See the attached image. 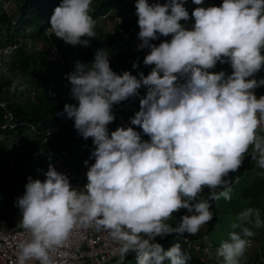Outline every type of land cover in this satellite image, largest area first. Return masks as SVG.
<instances>
[{
	"label": "clouds",
	"instance_id": "1",
	"mask_svg": "<svg viewBox=\"0 0 264 264\" xmlns=\"http://www.w3.org/2000/svg\"><path fill=\"white\" fill-rule=\"evenodd\" d=\"M203 2L136 0L137 50L149 49L143 58L151 66L147 75L115 73L104 49L66 74L78 105L65 104L58 115L73 119L84 140L92 139L94 163L83 162L87 183L79 189L51 164L43 181L27 178L15 201L18 227L27 233L17 245L16 264H53L51 253L73 230L88 227L109 234L117 264L129 255L136 264H187L180 243L164 250L155 238L197 234L213 219L211 202L231 199L228 177L239 171L246 154L264 175V134L258 132L264 130V95H255L264 78H254L264 69V0H222L206 8L200 7ZM91 5L92 0H61L48 22L54 36L89 47L96 38ZM187 6L193 9L190 27L180 23L189 20ZM161 36L171 39L151 43ZM217 62L232 71H209ZM121 102L126 110L131 102L132 111L139 107L130 124L148 140L127 127L122 112L132 111L118 110ZM114 119L118 127L110 132ZM205 188L208 196L201 198ZM180 209L188 214L175 226L167 223ZM246 224L264 227L259 210L238 214L232 228L239 231L230 232L216 251L222 264H239L247 238L255 235Z\"/></svg>",
	"mask_w": 264,
	"mask_h": 264
},
{
	"label": "trees",
	"instance_id": "2",
	"mask_svg": "<svg viewBox=\"0 0 264 264\" xmlns=\"http://www.w3.org/2000/svg\"><path fill=\"white\" fill-rule=\"evenodd\" d=\"M59 2L60 0H17L16 15H3L0 17V45L17 41L24 43L26 39L30 41L34 48L37 46L47 48L51 44L61 54L60 58L64 62V66H59L56 62L45 59V52L33 49L27 51L24 49L23 44L13 56L5 61V72L8 82L11 79H20L24 75H27L33 82L34 96L32 99L23 96L21 101L8 105L15 120L21 124L29 123L37 133L55 126L57 127V134L53 139L44 142L41 141V135L35 138H28L25 134L23 139L26 141L25 147L20 152H15V144H11L6 150L1 148L6 144L7 136L13 135L14 138H17V135L11 131L0 129V227L3 228L19 224L20 210L16 207L15 201L23 195L27 178L31 176L33 179H40L41 181L45 179L44 174L36 173L33 168L30 169L32 175H25L18 165L26 162L47 165L53 162V158L47 155L48 152L61 149L67 152H79L86 156L89 165L94 163V159H89L90 153L94 149L92 139L84 140L75 129L73 119L67 118L66 115H58V113L63 112L65 104L78 105V102L71 97V85L66 79V74H68L66 66L74 69L77 61L83 64H90L94 56V51L90 49V46H71L56 38L54 34L46 36L45 25L48 24L54 9L59 6ZM135 2L136 0H93L90 15L94 17L110 9L115 10L116 14L121 18L120 26L124 31L134 28V33L131 37H135L134 40L139 42L137 43L139 45L141 41L137 36L139 27L137 24L138 17L135 14ZM153 2L163 4L166 0H149V3ZM221 3L222 0H204L203 5L206 8L219 6ZM185 8L189 12V20L181 21L180 23L190 27L194 23L191 17L193 9L190 6ZM15 20L17 21L13 24L12 22ZM34 25L37 28L27 31V28H31ZM94 31L96 32V38L91 39L104 45L105 52L110 57V67L115 73L121 74L128 71L132 75H137L138 72L142 71L144 75H147L151 71V66L143 64V58L148 54L149 49L135 50L127 47L123 41L122 34L118 32V26L114 25L111 31H108L105 24H98ZM170 39L171 36H161L157 40L151 41V43L158 45L162 41ZM262 55H264V52H262ZM134 62L138 64L135 69L132 67ZM209 71H224L228 74L232 70L227 63L220 64L217 62L216 67ZM2 78L0 71V101H14L15 97L13 95L15 94L2 93L1 88L5 84ZM254 78L257 80L264 78V69L256 73ZM145 91L142 87L139 90L140 96H143ZM18 95L20 96V94ZM129 99L139 103V97H131ZM138 110L139 107L132 112H122V116L127 121V127H133L134 130L141 133L142 139L148 140L149 137L144 135L139 127L130 124V117H133ZM112 111L115 116V108ZM1 122L2 111L0 110V124ZM117 127L116 119L108 125L110 132L116 130ZM21 129L24 128L20 127L17 131ZM10 163L12 164L11 169L9 168ZM17 176H23L24 179H20ZM228 179L233 181L231 199L225 201L220 198L212 201L210 210L214 213L213 219L203 225L208 234L218 233L220 243L228 239L230 232L239 231V229H233L232 224L236 222L238 214L243 210L247 208L257 209L260 212L261 219L264 220V175L261 174V170L255 166L249 155L246 154L239 171L230 173ZM207 196L208 189L205 188L201 193V198H207ZM187 214L185 209H180L173 214L174 219L167 221V223L175 226L181 216ZM244 226L249 227L255 233L254 236L247 238L254 245L255 251L254 257L247 259L252 264H264V227L254 228L250 224ZM200 241L202 242V240ZM156 243H159L164 250H167L173 244L180 243V236L175 234L167 235L164 238H160ZM211 246L218 247L220 244ZM181 248L189 258L187 264H222V260L212 262L207 257H203L202 253L191 250L185 251L182 245ZM126 262L127 264H136V260L132 255L127 257Z\"/></svg>",
	"mask_w": 264,
	"mask_h": 264
},
{
	"label": "built area",
	"instance_id": "3",
	"mask_svg": "<svg viewBox=\"0 0 264 264\" xmlns=\"http://www.w3.org/2000/svg\"><path fill=\"white\" fill-rule=\"evenodd\" d=\"M93 1V0H92ZM61 3V0L59 4ZM17 0H0V17L3 15L11 16L13 7L16 9ZM17 13V12H16ZM95 22V27L98 24H105L108 29V24L113 26H118V32L122 34L123 37H129L133 33V28H129L124 31L120 26L121 18L116 14V11L110 9L102 14H97L92 17ZM17 20L12 22L15 24ZM45 28L46 36L53 34L50 29V24H47ZM108 29V31H111ZM24 45L25 50H38L45 52V59L56 62L59 66H64V62L61 60V54L55 49L53 45H49L47 48H41L40 46L33 47L28 39L24 43L19 41L0 45V71L3 76V87L1 88L2 93L7 94H20V99L14 101L1 100L0 110L2 111V122L0 124V129L4 131H11L17 135L14 138L13 135L7 136L5 142L10 147L14 140H23L25 134L32 136L33 138L41 135V141L53 139L57 134V127L52 126L40 133H37L34 128L29 123L21 124L15 120L12 111L9 109L8 105L11 103L19 102L23 96L33 98L34 88L31 79L24 75L22 78L14 80L11 79L8 82L7 74L5 72V61L15 54L17 49ZM68 68V73L74 71L73 68ZM264 94H257V98ZM118 110L124 109L125 106L122 102L115 105ZM135 109V104L131 102L129 104L128 110L132 111ZM117 120L121 121L120 112L116 115ZM121 126L125 127L123 123ZM20 131H17L19 128ZM261 134H264V130H258ZM49 157L53 158L52 164L54 168L65 174L70 184L74 188H82L83 185L87 183L86 172L87 167L83 164L86 160V156L77 152H67L66 150L49 151L47 154ZM27 237V233L17 227L4 229L0 227V264H16V254L17 245L20 241ZM160 237L155 238L157 242ZM249 241V240H248ZM180 244L185 251H194L202 253L203 257H207L209 261L217 262L220 258H217L216 251L218 247H213L210 244H206L200 241L195 235L180 236ZM249 241L248 248L251 245ZM117 251L116 245L111 240L109 234L104 230H97L94 227L88 228H78L73 230L69 239L64 242V244L51 253L53 264H117L119 260L118 255H114ZM127 259V258H126ZM126 259L124 264H127ZM243 261V262H242ZM211 263V262H210ZM29 264H34V262H29ZM239 264H252L247 257H241L239 259Z\"/></svg>",
	"mask_w": 264,
	"mask_h": 264
},
{
	"label": "rangeland",
	"instance_id": "4",
	"mask_svg": "<svg viewBox=\"0 0 264 264\" xmlns=\"http://www.w3.org/2000/svg\"><path fill=\"white\" fill-rule=\"evenodd\" d=\"M196 7H198V6L196 5ZM200 7H204V5L202 4V5H200ZM12 15H16V9H15L14 7H13V9H12ZM107 26H108V29H109V30H110V28H112L110 24H108ZM33 28H37L36 25L32 26L31 28H27V31H29V30H31V29H33ZM134 38H135V37H134ZM134 38H133V37H130V36H129V37H123V41H124V43L126 44L127 47H130V48H132V49L137 50V46H138L137 43H139V42H136V41L134 40ZM90 49H91L92 51H94V53H95V51H96L97 49H104V51H105L104 45L101 44V43H99V41H95V40H93V39H91ZM109 58H110V57H109V55H108V59H109ZM263 91H264V86H261V87L255 89V93H257V94H259V93H263ZM13 96L15 97L14 100H18V99H20V97H21V96L16 95V94L13 95ZM21 100H22V99H21ZM21 100H20V101H21ZM27 137H28V138H31L32 136L27 135ZM12 142H13V144L16 145V150H15V152H20V151L22 150V148L25 147V143H26V141H24V140H19V141H17V142H16V140H14V141H12ZM7 147H8V145L5 144V145L2 146L1 149H2V150H6V149H8ZM51 165H52V164H51ZM48 166H49V164H47V165H38V164L33 163V162H31V163L26 162V163H23V164L18 165V167L23 171V173H24L25 175H26V174H31V175H32V173L30 172V169H31V168H33V170H35L36 173L42 175V174H44V172L47 171ZM52 166H53V165H52ZM53 167H54V166H53ZM9 168H10V169L12 168V164H11V163L9 164ZM37 169H40V170H42V171H37ZM24 174H23V175H24ZM17 177L20 178V179L23 178V176H17ZM23 179H24V178H23ZM17 226H18V224H14V225H11V226H9L8 228H4V229H10V228H14V227H17ZM2 228H3V227H2ZM195 236H196L197 238H199L200 240H202L203 243H206V244H211V245L221 244V243H220V237H219L218 233L214 232L213 234H208V233L205 231V228H204L203 226L201 227V229L199 230V232H198L197 234H195ZM255 250H256V247H255ZM254 254H255V251H254V245L251 244L248 248H246V250H245V252H244L242 258H243V257H247V258L252 259V258L254 257ZM217 258H218V257H217ZM240 258H241V257H240ZM240 258H239V259H240ZM220 260H222V258H220Z\"/></svg>",
	"mask_w": 264,
	"mask_h": 264
}]
</instances>
